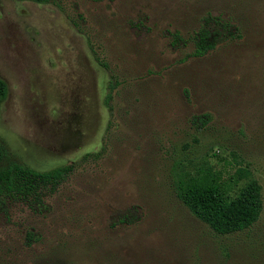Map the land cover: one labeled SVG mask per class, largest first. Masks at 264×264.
<instances>
[{
	"label": "rangeland",
	"instance_id": "374dc122",
	"mask_svg": "<svg viewBox=\"0 0 264 264\" xmlns=\"http://www.w3.org/2000/svg\"><path fill=\"white\" fill-rule=\"evenodd\" d=\"M208 14L238 30L195 56ZM0 79V167L71 166L0 208V264H264V0H0ZM244 168V231L177 197L205 172L234 195Z\"/></svg>",
	"mask_w": 264,
	"mask_h": 264
},
{
	"label": "trees",
	"instance_id": "16d2710c",
	"mask_svg": "<svg viewBox=\"0 0 264 264\" xmlns=\"http://www.w3.org/2000/svg\"><path fill=\"white\" fill-rule=\"evenodd\" d=\"M40 1V0H35ZM237 31L232 18L222 20L208 14L204 24L195 34V56H203L213 49L222 38L232 37ZM177 38L178 34L175 35ZM7 88L0 79V101L5 97ZM195 120V121H194ZM204 124L202 118L193 119ZM7 158L0 145V164ZM71 166H61L48 171H36L27 165L9 162L0 167V208L7 201L21 200L36 206L41 203L44 190L57 186L70 172ZM237 181L243 180L237 193H225L205 172L199 178L180 181L177 191L178 199L188 208L191 214L207 225L214 234L231 235L253 226L263 212L261 186L247 168L238 169Z\"/></svg>",
	"mask_w": 264,
	"mask_h": 264
}]
</instances>
